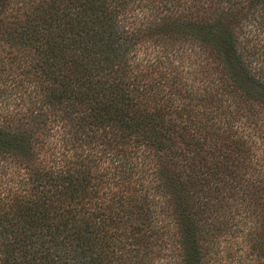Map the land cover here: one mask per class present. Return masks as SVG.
I'll use <instances>...</instances> for the list:
<instances>
[{
	"label": "trees",
	"instance_id": "16d2710c",
	"mask_svg": "<svg viewBox=\"0 0 264 264\" xmlns=\"http://www.w3.org/2000/svg\"><path fill=\"white\" fill-rule=\"evenodd\" d=\"M252 260L264 0H0V264Z\"/></svg>",
	"mask_w": 264,
	"mask_h": 264
},
{
	"label": "rangeland",
	"instance_id": "374dc122",
	"mask_svg": "<svg viewBox=\"0 0 264 264\" xmlns=\"http://www.w3.org/2000/svg\"><path fill=\"white\" fill-rule=\"evenodd\" d=\"M195 51L199 53V49H195ZM202 56H203V53H202ZM199 58H201V57L199 56ZM254 62H255V61H254ZM259 62L261 63V60H259ZM233 101H236V100L233 99ZM246 223H247V222H246ZM248 224H249V223H248ZM225 264H227V263H225ZM247 264H258V263H257L256 261L252 260V261L247 262Z\"/></svg>",
	"mask_w": 264,
	"mask_h": 264
}]
</instances>
